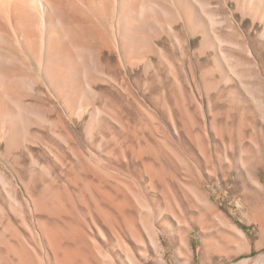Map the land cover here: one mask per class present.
Listing matches in <instances>:
<instances>
[{
  "label": "rangeland",
  "instance_id": "374dc122",
  "mask_svg": "<svg viewBox=\"0 0 264 264\" xmlns=\"http://www.w3.org/2000/svg\"><path fill=\"white\" fill-rule=\"evenodd\" d=\"M241 1L212 3L229 20L220 32L244 44L254 21ZM180 19L163 22L174 26L162 27L164 52L105 58L109 76L91 77L96 94L83 105L43 89L36 102L50 107L47 122L32 125L20 148L0 141V170L19 203L0 185L8 211L0 264H264V188L247 171L259 170L264 184V123L204 52L203 32ZM256 24L255 59L227 51L250 63L240 71L264 90V24Z\"/></svg>",
  "mask_w": 264,
  "mask_h": 264
},
{
  "label": "bare ground",
  "instance_id": "6f19581e",
  "mask_svg": "<svg viewBox=\"0 0 264 264\" xmlns=\"http://www.w3.org/2000/svg\"><path fill=\"white\" fill-rule=\"evenodd\" d=\"M213 1L215 0H0V141L7 140L8 147H18L25 141L23 139L25 136L31 135L28 133L32 125L36 126L35 123L38 121L47 122L44 113L47 115L50 107H47L48 110L44 112L42 110L46 106L43 107L36 102V97L43 89L50 94L74 101L75 106L83 105L82 100L85 99V95H92V93L94 95L97 90H94L95 83L92 84L91 77L97 75L102 76L103 79L109 76L104 63L105 58L113 59V57L121 56L126 60L130 56L132 59L131 54L138 55L136 53L142 50L144 52L147 46H153L160 52L162 39L164 40L167 33L162 31L163 22L168 20L178 23L180 18L192 27L190 33L194 34L192 32L194 28L203 32L204 52L215 53V64L221 76L224 80L226 79V82L234 77L232 79L241 86L246 97L255 106L254 110L259 120L264 123L263 88L250 83L248 80L250 76L240 71L243 67L250 68V63L249 65L246 62L243 63L227 51V47L232 46L245 52L249 60L255 57L254 48L249 41L250 36L258 29L256 21L264 24V0L241 1L243 11L249 9L250 18L254 21L252 30L244 34L248 40L244 44L227 39L220 32L229 20H224L220 15L222 10L219 14L218 9L217 12L213 10L216 8L213 7ZM216 1L221 2V0ZM223 1L228 2V0ZM220 5H223L222 2ZM224 11L227 13V10ZM174 23L172 22L173 25ZM173 25L164 23L163 28L172 32ZM178 27L180 28V25ZM179 28L176 30L179 31ZM228 32L231 31L228 30ZM263 34L258 37L262 39ZM153 35H156L159 40L153 42ZM240 37L242 36L239 34ZM179 39L176 40L179 42ZM242 41L244 42L243 39ZM233 50L235 51V48L231 51ZM160 54L157 55L161 57L162 54ZM151 64L146 63L147 66ZM115 66H111L112 69ZM110 78L115 77L111 74ZM116 79V81L119 80ZM247 171L255 181V185L264 188L259 176L260 171L253 169H247ZM11 181L6 172L1 169L0 185L7 193L8 200L19 206L17 192L13 189ZM14 207L15 205L12 208ZM0 214L3 217L8 214L7 208L2 203H0ZM161 259L164 260V257ZM254 261L242 263L252 264ZM162 264H165L164 261Z\"/></svg>",
  "mask_w": 264,
  "mask_h": 264
}]
</instances>
